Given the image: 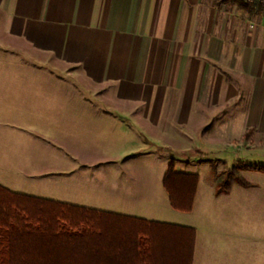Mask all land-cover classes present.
<instances>
[{
  "label": "crops",
  "instance_id": "obj_1",
  "mask_svg": "<svg viewBox=\"0 0 264 264\" xmlns=\"http://www.w3.org/2000/svg\"><path fill=\"white\" fill-rule=\"evenodd\" d=\"M254 130L264 132V11L218 0H0L9 191L193 227L192 264H264V193L245 192L259 184L233 195V184L215 194L213 183L198 227L185 220L199 175L189 212L171 207L162 184L171 160L194 173L187 167L216 143ZM99 174L105 185L92 184ZM257 210L256 225L241 221Z\"/></svg>",
  "mask_w": 264,
  "mask_h": 264
},
{
  "label": "trees",
  "instance_id": "obj_2",
  "mask_svg": "<svg viewBox=\"0 0 264 264\" xmlns=\"http://www.w3.org/2000/svg\"><path fill=\"white\" fill-rule=\"evenodd\" d=\"M218 1L254 10L245 0ZM241 169L264 173V165L239 163L222 179L212 166L215 194L227 192L233 183L252 187ZM197 182L195 173L174 171L171 160L162 180L171 207L191 211ZM194 239L193 227L19 194L0 186V264H192Z\"/></svg>",
  "mask_w": 264,
  "mask_h": 264
},
{
  "label": "rangeland",
  "instance_id": "obj_3",
  "mask_svg": "<svg viewBox=\"0 0 264 264\" xmlns=\"http://www.w3.org/2000/svg\"><path fill=\"white\" fill-rule=\"evenodd\" d=\"M210 153L215 154V155L210 156L208 154L207 159H204V162L202 164H198L203 161L202 159L203 157H199L197 162L190 163V165L187 167V169L198 174L200 177L199 199L196 204L195 211H193V213L189 215L191 219L187 217L188 219L185 220V223L191 226H195V227H198L199 225L198 219L200 217V213L202 210L201 208L202 206H204L203 205L204 201L202 199L204 198L205 193L207 192L209 193V191H211L209 187H211V185L215 183V176L211 171L212 166L215 167L216 172L220 174L221 178L223 179V177L225 176L226 170L229 169L233 164L246 163V164H251V165H264V132H261L259 130H254L253 132L250 133L248 138H243L241 135L236 139L222 140L221 142L216 143L215 146H213V150L210 151ZM169 155L170 154L168 151L166 154H160L158 161H156L157 163L156 165L161 166V164H163V162L165 161L163 159H166V160L169 159L170 157ZM176 155L177 154H175L174 152L173 157L175 158ZM146 164H147V160L142 159V160H139V162H134L132 165L146 166ZM176 165H177L176 166L177 168H175V170H178L179 167H181V164L177 163ZM138 172L136 171L134 175L138 174ZM141 173L146 174L144 171H142ZM239 173L249 182L259 184L258 189H255V188L247 189V191H245L247 192V196L258 197L259 195L264 193V173L263 172H260L257 170H242L241 169L239 170ZM150 174L155 175L156 173L152 172ZM95 178L99 180L93 182L92 184H95L98 186L105 185V182L102 181L101 179L102 175H100V178L96 176ZM240 191H242L240 186L238 184L233 183V195L236 194L235 192H240ZM91 199L101 200V197L91 194ZM216 204H218L217 206L221 205V203H216ZM242 213L243 212L238 213V215L241 216ZM255 214L259 216L261 215L259 214L258 210L255 213L252 212L250 215H247L246 213H244L242 214L241 221H243L246 218V216H251L250 218H247L246 220H244V222L247 223V221L250 220L251 222L249 223L250 225H253V224L256 225L258 222L256 218L253 217L255 216ZM233 221L234 223L236 222L234 217H233Z\"/></svg>",
  "mask_w": 264,
  "mask_h": 264
},
{
  "label": "built area",
  "instance_id": "obj_4",
  "mask_svg": "<svg viewBox=\"0 0 264 264\" xmlns=\"http://www.w3.org/2000/svg\"><path fill=\"white\" fill-rule=\"evenodd\" d=\"M246 2L253 5V11H264V0H245Z\"/></svg>",
  "mask_w": 264,
  "mask_h": 264
}]
</instances>
